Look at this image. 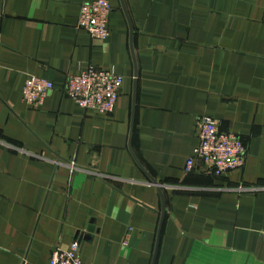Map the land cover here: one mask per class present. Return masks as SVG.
Listing matches in <instances>:
<instances>
[{
	"label": "crops",
	"instance_id": "crops-1",
	"mask_svg": "<svg viewBox=\"0 0 264 264\" xmlns=\"http://www.w3.org/2000/svg\"><path fill=\"white\" fill-rule=\"evenodd\" d=\"M86 1L0 0V264L74 241L82 264H152L162 200L145 172L165 203L154 264H264V0H123L132 36L109 0L105 41L76 28ZM89 65L123 77L110 114L64 93ZM32 75L54 86L37 107ZM201 115L240 135L242 168L185 173Z\"/></svg>",
	"mask_w": 264,
	"mask_h": 264
},
{
	"label": "built area",
	"instance_id": "built-area-1",
	"mask_svg": "<svg viewBox=\"0 0 264 264\" xmlns=\"http://www.w3.org/2000/svg\"><path fill=\"white\" fill-rule=\"evenodd\" d=\"M111 11L109 0L83 2L80 5L76 28L88 32L94 40L105 41L110 33L108 20ZM122 84L123 77L115 70L89 65L80 73L67 76L64 93L85 110L110 114ZM53 87V83L45 78L27 76L22 89V99L26 104L37 107ZM196 133L198 141L186 160L185 173L197 170L221 178L228 172L243 167L247 150L239 134L222 130L219 121L209 115H201L197 119ZM69 165L72 171L74 162L70 161ZM238 188L244 189L242 185ZM49 264H82L78 243L74 241L65 248L56 247L52 251Z\"/></svg>",
	"mask_w": 264,
	"mask_h": 264
},
{
	"label": "water",
	"instance_id": "water-1",
	"mask_svg": "<svg viewBox=\"0 0 264 264\" xmlns=\"http://www.w3.org/2000/svg\"><path fill=\"white\" fill-rule=\"evenodd\" d=\"M121 4H122V7H123L124 12L126 13V9H125V5H124L123 0H121ZM126 17L128 19V23H129V26H130V33H131V36H132V33L133 32H132L131 24H130V21H129V18H128L127 13H126ZM131 40L132 39H130V48H131V53H132V56H133V48H132ZM133 63H134V80H133L134 81V85H133L132 112H131V128H130L129 139H131V135H132L133 123H134V113H135V95H136L137 66H136V62L134 60V56H133ZM129 148H130V143H129ZM145 173L149 177L151 183H153L154 185H156V188H157L158 192L160 193L161 200H162L161 218H160V222H159V227H158V232H157V240H156L154 254H153V260H152V264H154L155 263L156 254H157L158 243H159V236H160V233H161V227H162V223H163V219H164V215H165V203H164V197H163V194H162V191H161V186L154 180V178H152V176H150L147 172H145ZM92 231H93V228H92V226H90L87 229V233L92 232Z\"/></svg>",
	"mask_w": 264,
	"mask_h": 264
}]
</instances>
